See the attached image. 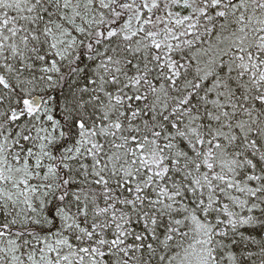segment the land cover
Listing matches in <instances>:
<instances>
[{"label": "snow or ice", "instance_id": "1", "mask_svg": "<svg viewBox=\"0 0 264 264\" xmlns=\"http://www.w3.org/2000/svg\"><path fill=\"white\" fill-rule=\"evenodd\" d=\"M0 264H264V0H0Z\"/></svg>", "mask_w": 264, "mask_h": 264}]
</instances>
